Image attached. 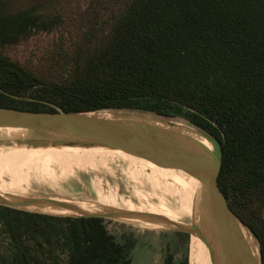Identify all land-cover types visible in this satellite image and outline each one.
Returning a JSON list of instances; mask_svg holds the SVG:
<instances>
[{"label": "trees", "instance_id": "trees-1", "mask_svg": "<svg viewBox=\"0 0 264 264\" xmlns=\"http://www.w3.org/2000/svg\"><path fill=\"white\" fill-rule=\"evenodd\" d=\"M63 1L0 0V46L48 29ZM89 9L105 13L108 27L100 37L87 35L59 81L43 80L0 53V106L139 110L203 129L221 143L218 187L264 264V226L237 210L242 197L264 192V0H90ZM128 203L165 210L135 205L116 190L76 211L0 204V264H133L132 235L118 238L95 215ZM166 233L186 247L177 258L175 240H166L163 264H191L189 233ZM211 263L204 252L202 264Z\"/></svg>", "mask_w": 264, "mask_h": 264}, {"label": "rangeland", "instance_id": "rangeland-1", "mask_svg": "<svg viewBox=\"0 0 264 264\" xmlns=\"http://www.w3.org/2000/svg\"><path fill=\"white\" fill-rule=\"evenodd\" d=\"M89 4L90 0H65L61 2L52 9L55 13V22L48 29L33 30L16 44L0 46V53L20 63L43 80L59 81L67 72L72 71L73 60L71 56L87 35L93 32L94 35L100 37L102 31L108 27L106 14L93 16ZM101 112L119 118L141 120V117H156L162 119L153 113L136 110L103 109L95 111L96 114ZM175 121L189 124L183 119H176ZM12 142L32 147H45L51 143H61L62 138L27 131L22 132L19 138H9L4 134L0 136L1 146H9ZM102 149L103 147L96 150L82 148L69 153L58 152L61 164L57 161L51 162L52 174L57 177L65 176L72 192L75 189H80L77 186L91 185L102 180L115 188L124 198L130 199L135 205L140 203L164 205L165 210L155 211L149 208H137L128 203L121 209L115 208L104 211L109 214L103 217L108 221V229L118 238L123 234H131L137 242L133 264H163L164 243L168 239L175 240L177 245L176 257H181L186 247L184 240L166 232H185L182 229H188L199 221L200 215H205L207 211L205 191L202 190L199 194H196V191L190 193L179 184L169 182L165 177L150 172L149 168L115 154L117 150L101 155ZM91 154H97L98 157L95 156V161H92L93 164L88 166L93 157ZM172 169L174 168L169 170ZM19 170L20 168L17 166L7 168L8 173L4 175L5 182L8 183V178L15 176ZM37 173L41 174L42 172L37 171ZM182 174L187 178H192L184 172ZM20 177H16L9 183L28 186L27 182ZM10 184L0 186L7 188L11 187ZM19 208L29 210L21 206ZM237 210L241 214L254 217L253 219L259 225L264 226V192L255 196L242 197ZM205 254L207 259H211L212 255L213 260H218L216 252H211L207 246H205ZM45 264H51V260L47 259Z\"/></svg>", "mask_w": 264, "mask_h": 264}, {"label": "water", "instance_id": "water-1", "mask_svg": "<svg viewBox=\"0 0 264 264\" xmlns=\"http://www.w3.org/2000/svg\"><path fill=\"white\" fill-rule=\"evenodd\" d=\"M52 106L56 112L0 106V128H17L62 138L61 143H51L47 146L103 147L118 150L148 165L174 168L194 177L206 193L205 215L209 224L206 230L193 224L182 231L199 236L211 252H218L228 264H254L243 229L252 237L253 235L231 209L217 184L223 158L221 143L217 138L184 120L204 132V137L212 147L208 149L199 141L178 131L165 130L137 119L104 118L94 114L95 111L66 112L55 105ZM157 116L162 120L180 119ZM0 204L20 207L2 201ZM95 215L103 217L107 214ZM256 264H263L260 251Z\"/></svg>", "mask_w": 264, "mask_h": 264}, {"label": "bare ground", "instance_id": "bare-ground-1", "mask_svg": "<svg viewBox=\"0 0 264 264\" xmlns=\"http://www.w3.org/2000/svg\"><path fill=\"white\" fill-rule=\"evenodd\" d=\"M140 121L150 123L165 130L178 131L199 141L208 149H212L211 144L204 137V132L190 124L171 120H162L156 117H141ZM24 131L25 130L17 128H0V136L4 134V136H9V138H19L20 134H22V132ZM82 148L84 149V147L65 146L32 147L24 144H16L14 142H12V144L9 146L0 145V185L10 184L9 182L11 180H15L16 177L20 176L27 182L28 185L22 186L19 183H11V187L4 188L0 186V201L8 203L10 205L22 207H57L76 211L88 207L99 197L109 192L115 191L116 189L109 186L107 182L99 180L97 183H93L91 185H85L82 187L77 186L80 189H75L72 192V189L68 185L65 176L57 177L52 174L51 162L57 161L61 164V162L59 161L58 152L69 153ZM97 148L99 147H90L88 149L96 150ZM113 151L114 150L103 148L100 154L103 155L112 153ZM115 154L122 156L133 163L149 168L150 172L165 177V179H168L169 182L171 181L172 183L175 182L179 184L182 188L188 190V192L190 193L196 191V194H199L203 190L200 182L197 179H195L194 177L187 178L179 170H169L170 168H159L154 165H148L147 163L118 150L117 152H115ZM91 156L93 157L88 163V166L93 164L92 161H95V156H97V154H91ZM12 166H17L20 168V170L15 176H10L7 183L5 182L4 175L8 173L7 168H10ZM37 171H40L42 173L38 174ZM30 172L33 174H31ZM199 218L200 219L196 224L202 230H206L209 224L208 218L205 215H200ZM243 232L250 246V256L252 257L253 263L256 264L259 260L257 243L246 229H243ZM204 252V243L201 241L199 236L191 233V264H202ZM216 257L218 260H213L214 262L212 261V263L228 264L227 260L218 252H216Z\"/></svg>", "mask_w": 264, "mask_h": 264}]
</instances>
